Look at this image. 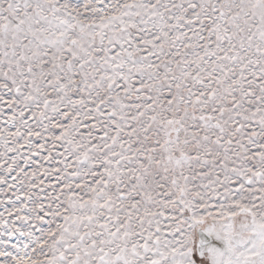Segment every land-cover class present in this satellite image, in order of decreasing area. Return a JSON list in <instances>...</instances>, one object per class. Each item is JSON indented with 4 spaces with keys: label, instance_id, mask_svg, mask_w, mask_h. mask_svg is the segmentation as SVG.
Segmentation results:
<instances>
[{
    "label": "snow or ice",
    "instance_id": "snow-or-ice-1",
    "mask_svg": "<svg viewBox=\"0 0 264 264\" xmlns=\"http://www.w3.org/2000/svg\"><path fill=\"white\" fill-rule=\"evenodd\" d=\"M0 264H264V0H0Z\"/></svg>",
    "mask_w": 264,
    "mask_h": 264
}]
</instances>
